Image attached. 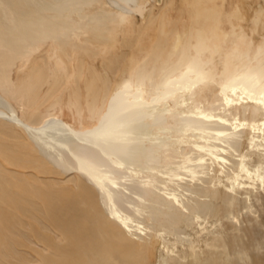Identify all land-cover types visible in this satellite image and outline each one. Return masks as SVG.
<instances>
[{
	"label": "bare ground",
	"instance_id": "1",
	"mask_svg": "<svg viewBox=\"0 0 264 264\" xmlns=\"http://www.w3.org/2000/svg\"><path fill=\"white\" fill-rule=\"evenodd\" d=\"M140 1L0 0V157L10 167L0 163V264H169L154 263L156 249L198 228L213 264H264L250 207L264 192V41L255 46L234 24V0L224 13L217 0L210 11L195 0L206 25L182 45L176 32L172 53L152 45L140 56L163 10L144 18ZM99 58L113 76L126 66L109 98L111 81L89 63ZM73 83L70 122L52 111L64 110L55 93ZM14 95L21 117L7 102ZM244 136L248 152L231 172ZM201 179L222 185L205 190ZM213 221L225 235L206 227ZM201 254L187 263L203 264Z\"/></svg>",
	"mask_w": 264,
	"mask_h": 264
},
{
	"label": "rangeland",
	"instance_id": "2",
	"mask_svg": "<svg viewBox=\"0 0 264 264\" xmlns=\"http://www.w3.org/2000/svg\"><path fill=\"white\" fill-rule=\"evenodd\" d=\"M194 1L195 0H147V1L142 0V1H140L141 5L144 7V9H143L144 11L142 13L144 18H148L149 15L151 14V12L156 14L158 12L157 9L161 8L162 6H163V10L161 12L162 19H160V18H159V20L157 19V23L155 24V26L153 28H151L150 31L145 33L144 36L142 37V39H144V40L141 39L140 44L142 46L141 50L143 52H139V55L144 56L146 53L148 54V51L150 50V48L154 49V46H156V45L157 46L162 45V47L167 50V53H172V45L175 42L173 39H174L176 32H179L182 36V38H181V40H182L181 45H182L186 42V40H187L188 36L191 34V32L192 31L194 32L199 27V25L205 26L206 21H203L202 18L199 19V24H196V22H198V21L195 18V14H196L195 13V7L192 6V3H191V2H193V4H194ZM207 1L208 0L204 1V5H205L204 7H205V9L207 8V10L210 11V9H209L210 5ZM227 1L229 2V0H225V2H224V0H217V7L219 9L221 7L223 8V9L221 8L222 9L221 13L222 12L224 13L226 11V9L229 8V4L227 5ZM169 2H170V4H169ZM234 2L237 3L241 7L240 15L236 14L237 12L233 13V11H231L229 9V11L232 12L231 17H232L234 24L237 27L241 26L243 28L244 34L247 35L246 36L247 39L252 41L255 46H257V47L261 46L263 41H264V0H234ZM137 14L138 13H136V18L140 22L141 21L140 16H139L140 13L138 15ZM162 14H163V16H162ZM223 16H224V14H223ZM222 19H223V21H222ZM219 20L222 22H225L226 21L225 16L222 17V15H221ZM220 21H219V25H220L219 28L222 30V26H221L222 22H220ZM226 28H227V26H226ZM175 29H176V31H175ZM179 29H180V31H179ZM128 36L130 39H135V40L137 39V36L135 33H129ZM120 38L123 39V37H120ZM191 43L195 44L196 40L191 41ZM152 45H154V46H152ZM153 49H151V50H153ZM121 51H122V49H121ZM101 60L103 61L102 58L100 60L89 59V63L92 65L95 64V66L97 67L99 72H101L104 80H107V81L110 80L111 81L109 88H106V89L103 88V94L107 93L108 94L107 98H109V95L112 96L111 94H113L117 90V88L119 87L120 83L123 82L122 77L126 73V71H125L126 66L125 65H123V67L120 66L122 68L119 69V74L117 73L118 75L116 74L113 76L110 72H108V73L104 72L105 70L103 68V64H102ZM219 67L221 70H223L222 64H220ZM15 70L16 69H14L12 71L13 74L11 73L12 80L16 79V76H17L16 75L17 72ZM108 75H109V77H108ZM106 77H107V79H106ZM79 86L81 87V90L78 93L80 95V98H79L80 104H84V106H86L87 104L85 105V103H87V97L89 96L88 95L89 93L86 90L87 88H86L84 82L81 81ZM75 87H76V84L73 83L72 88H71V90H72L71 92H66L63 89H60L55 93V95L57 97H59V99L62 101V106H63L64 110H62V112H61V111H59V109L56 108V109H54V111H52V113L57 114V115H61V117H64L68 121L71 120L70 122H73V120H72L73 118L70 119L71 116H68V118H67V114H69V111L71 110V109H69V107H76V105H77L76 103L79 102L78 101V95H76L74 93V90L76 89ZM216 91H217L216 89H213V90H210V92H208L209 100H211L214 97V94L216 93ZM212 93H214V94H212ZM75 95H76V97H75ZM21 100L22 99L16 97L15 95L10 96V98H9V96L7 97V102L10 104V108L12 107L11 109L14 111L15 115H17V116L19 115L18 117H21L22 114H24L23 112L25 111V109L23 107L24 102L22 103L23 100L22 101ZM73 110H75V109H73ZM240 117L242 118V120L246 119L249 122L252 121V115H250V112L245 114L242 111ZM244 138H245V136H244ZM242 139H243V136H242ZM244 140L243 141L241 140L240 145L235 148L236 150L234 149V152H237V153H233L232 152L233 150L230 151V155H229L230 160L228 162V168H229V170H231V172L234 171L233 170L234 168L236 170L237 163H238L237 160L239 158V155L241 153H247L248 152L246 150L247 144H245V143H248V140L246 141V138ZM244 147H246V148H244ZM234 155H236V156L238 155V156L236 157ZM233 157L236 159V162H235V159H233ZM0 158H1L0 163L2 165H4V163H5L4 160L2 159V157H0ZM233 160H234V162H233ZM257 162H258V159H255L254 163L252 162L253 164L251 163L250 167H252L253 169H256L252 165L257 164ZM5 167L10 169V167L7 164ZM212 172H211V174H212ZM213 174H214V172H213ZM211 176L213 178V175H210V177H209L210 179H212ZM218 181H219V179H214V182L210 185L209 184L210 181H207L206 179H201L199 184L200 183L202 184V185L200 184L201 185L200 187L202 189L212 190L214 188L215 184L217 185L219 183L222 185V183H220ZM61 183H63V182H61ZM220 189H222L221 186H220ZM227 203H229V204L238 203V206L240 207L242 204V201H241V204H240V201H236V200H234L233 202L232 201L230 202V200H229ZM251 204L253 205V207H252V205L250 207L254 208V210L256 211V217L257 218L255 217V218H253V220L254 219H257V220H254L253 225L256 227V230H257L256 232L258 233L257 238L260 240L259 242L261 244H264V192L262 194H258L256 198H251ZM254 206H256V207H254ZM138 219H139V217H138ZM138 219L136 216L134 218V221H136ZM241 220H242V218H241ZM134 225L136 226V225H138V223L134 222ZM139 226L141 227V230H142V228H145L143 223H141ZM259 226H261V227H259ZM206 227L210 231H215V228L218 231L222 229L221 223L217 222V221L210 222L209 224H207ZM200 229L198 228L196 231L195 230L193 231L192 229H188L187 230L188 233L186 231V239L184 238V241L182 240L183 243H178L177 244L178 246L176 245V247H174V248H173V245L176 243V239H174L173 237H167L168 239L165 241L164 245H162L163 247L161 246V247H158V249H156V255L154 256V263L156 262V260L159 261L160 258L162 259L163 257H165V259L169 262V264H173V262L171 260L172 258H175V259L181 258L180 260H182V261H185L187 259L186 260V263H187L188 261H190V259H188V257H193V253L196 252V255H197V252L199 254V252L204 251V254L203 255L201 254V258L199 260L203 261V264H213L214 260L212 259L211 255H210V252H209L210 249H208V246H206V244H207L206 241L209 238L205 234H200L199 233ZM261 231H262V233H261ZM189 232H190V234H189ZM220 232L223 233L222 235H225V232H223V229ZM259 232L261 233V235L259 234ZM219 235H221V234L219 233ZM240 236H242L243 238L246 239V233L245 232L240 233ZM187 237H189L188 239L191 241L187 242L188 241ZM191 237H193V238H191ZM197 238H199V240H200L199 246L191 245L190 242L196 240ZM185 240H187V241L185 242ZM191 247H193L194 249H192ZM258 250H259L260 254H264V247L259 246ZM184 254H185V256H183ZM193 260H194V257H193Z\"/></svg>",
	"mask_w": 264,
	"mask_h": 264
}]
</instances>
